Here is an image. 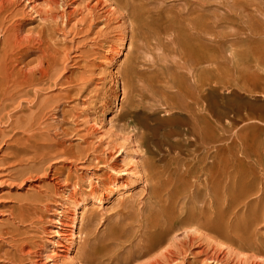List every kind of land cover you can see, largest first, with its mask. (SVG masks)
I'll return each mask as SVG.
<instances>
[{
    "label": "rangeland",
    "instance_id": "1",
    "mask_svg": "<svg viewBox=\"0 0 264 264\" xmlns=\"http://www.w3.org/2000/svg\"><path fill=\"white\" fill-rule=\"evenodd\" d=\"M38 3L40 9L52 10L45 0ZM62 3L70 20L63 30H56L51 52L55 60L57 55L68 58L56 78L63 80L57 85L28 88L27 91L37 90L39 94L19 96L0 107V226L10 221L21 204L35 201V216L25 230L28 251L32 254L27 264H82L93 248L109 243L110 236L121 228L123 213L141 209L156 216L160 212L161 206L153 195L157 180L146 177V155L140 146L138 128L129 118L130 100L124 97L122 89V76L133 68L139 71L140 91L130 90V96L154 87L152 91L158 97L157 101H145V112L165 115L168 109L159 102L164 96L175 93L176 101L190 102L186 94L201 86L211 96L206 99L208 102H203L206 118L215 112L214 119H218L221 153L242 158L264 154V124L253 118L264 114V94L259 89L264 90V0H62ZM108 8L112 13L130 14L106 27ZM54 9L51 12L57 15V6ZM23 23L28 30L43 22L32 13ZM111 46L113 53L109 52ZM120 51L123 53L119 56ZM32 54L28 49L23 52L25 62L36 57ZM254 87L258 89L253 90ZM56 99L57 105L60 104L56 114L46 111L47 116L41 121L46 124L42 125L47 133L44 139L57 141V157H53L56 160L44 161V167L49 168L47 174L40 173L19 184L14 178L20 170L32 165L33 155L18 151L25 134L16 123L36 115L38 110L34 106L40 102ZM205 144V151H211L208 141ZM20 158L28 161L20 163ZM251 166L252 161H248L244 167ZM251 170L259 173L258 168ZM254 180L259 181L256 177ZM228 183L242 185L244 177L235 172ZM123 185H128V189ZM71 192L77 195L74 200L68 197ZM67 208L69 211L77 208L78 214L73 229L62 226L61 231L68 229L76 238L70 251L64 254L60 252L62 248L50 241L56 239L55 231L60 229L55 222L57 214L67 212ZM243 214L239 213L233 227L251 221V215ZM249 226L246 237L264 242V222ZM190 233L193 230H178L165 245L175 251L192 246L194 254L188 252L184 264L194 263L192 257L195 259V254L207 246L222 249L220 252L225 255L221 254V264H247L251 258L252 253L229 245L226 236L213 241L193 239L188 246L186 236ZM236 234L233 232V236ZM68 243L62 241L65 246ZM253 243L250 240L248 245ZM2 248L11 250L8 245ZM115 250L121 256L127 252V248ZM182 260L179 257L177 264H183Z\"/></svg>",
    "mask_w": 264,
    "mask_h": 264
},
{
    "label": "bare ground",
    "instance_id": "2",
    "mask_svg": "<svg viewBox=\"0 0 264 264\" xmlns=\"http://www.w3.org/2000/svg\"><path fill=\"white\" fill-rule=\"evenodd\" d=\"M38 2L39 0H0V107L2 108L6 106V103L13 102L19 96L22 97L30 93L39 94L37 90L27 91L28 88L57 85L58 81L63 80V77L60 80L56 78L62 68H65L63 64L68 58L57 55L55 60L51 52V43L56 30L57 32L63 30L70 19L65 14L62 0H45L46 6H50H48L49 9L52 8L53 10L54 7L56 9L57 6V15L52 13V10L51 12L40 9ZM121 8L124 9L125 6ZM110 10L107 9L106 16L108 17L106 18L103 13L104 20L107 22L106 27L112 22L124 20L125 15L130 14L128 11L126 14H118L117 11L112 13ZM32 13L38 16L43 23L37 28L26 30V24L23 23V20L27 16H32ZM28 20L33 21L30 18ZM124 40L121 41L123 48ZM110 48L109 52H112L113 47ZM26 49L36 55L29 62H25L22 55ZM122 53L120 51L119 56ZM121 79L124 97L130 100L128 103L129 118L131 123H134L138 128L140 146L146 155V177L148 179L155 177L157 180L158 185L157 188H154L153 195L156 202L161 206V210L156 216L153 213L145 214L141 209L123 213L121 228L110 236L109 243L105 244L104 242L101 247L93 248L92 252L84 257L82 264H177L179 257L183 258L181 262L184 264L187 253L194 254L192 246L184 251H175L173 250L174 247H165L166 243L170 242L168 241L169 236L178 230L186 232L193 230L192 234L186 236L185 244L188 246V242L193 239L206 238L205 240H207L211 238V240H218L226 236L229 245H236L238 249L252 253L251 258L253 259L249 261L251 258L248 259V257L247 264L248 262L250 264H264V242L253 237H246L249 232V225L252 228L254 225L257 226L264 222V154L248 155L242 158L231 153L228 155L221 153L222 138L218 134L219 123L218 119L217 121L214 119L215 112L210 118H206L204 114L206 106L204 107L203 102L211 96L209 92H204L205 89L202 91L203 87L200 86L202 89L198 87L197 91L195 87V92L193 91V93L191 90V94L188 91L189 94H186V99L190 102L184 103L174 99L175 93L170 96L165 93L164 100L159 102L168 110L165 115L160 116L156 115L155 112H145V101L158 98L156 93L152 91L154 87L146 92L142 91L143 93H134L133 97L130 96V90L131 92L140 91L138 85L140 75L137 69L129 70ZM257 89L254 87L253 90ZM259 89L264 94V90ZM57 102L59 103L57 99L54 102L52 100L40 102L39 105L34 106L38 110L36 115L30 116L24 122L17 121L16 123L17 127L24 129L25 134L18 151L33 155L30 159L32 165L30 164L31 166H26V169L20 170L14 178L19 181V184L32 180L34 176L40 173L47 174L49 168L44 167V161L57 157V141L54 143L53 138L50 142L44 139L47 133L46 131V134L44 133L42 127V120L45 118L44 116H47V113L44 112L56 114L57 108L60 106V104L57 105ZM253 118L264 124V114H260L258 118ZM206 141H208L211 151H205ZM228 148L231 149V146ZM18 161L24 163L28 160L20 158ZM248 161H252V166L245 168L244 166H247ZM109 167L115 172L112 165ZM253 167L258 168L259 173L256 174L255 171L251 170ZM235 172L244 177V184L234 186L232 183H228L231 175ZM116 173L118 174V172ZM251 173H254V177L259 179L258 182H255L254 177L249 176L252 175ZM21 186L19 185V187ZM123 187L128 189V185H123ZM94 189H91V193L94 192ZM71 193L68 197L70 200H74L77 195L75 192ZM34 203L30 201L21 204L18 211L12 217L10 216V221L0 226V241L2 242L0 245V264H27L30 261L32 254H29L28 251L30 247L25 237V230L27 224L31 226L30 223L35 216ZM216 205L218 206L216 207ZM68 212L73 215H65ZM240 212H243L244 216L251 215V221L244 225L246 227H233L232 223ZM65 213L61 211L57 214L58 220L55 222L60 225V229L55 231L56 239L50 241L53 246L62 248L59 251L64 254L70 251V247L75 243L76 238L75 234L70 233L67 228V230L61 231L62 226L73 229L78 214L77 208L71 211L67 208ZM64 218L67 219V222ZM136 225L139 228L137 230ZM233 232H237V234L233 236ZM172 238L174 239V237ZM61 240L69 242V245L65 246ZM250 240L254 243L249 246ZM126 243L128 245H124ZM5 244L10 247V251L2 248L6 246ZM226 245L224 243V246ZM115 248H127V252L121 256ZM194 251L197 252V248ZM220 251L215 246L204 247L198 254H195V259L192 257L194 263H190L219 264L222 254ZM224 255L222 254V256ZM60 256L68 257L67 255ZM199 259H203V261H199ZM28 264H34V262Z\"/></svg>",
    "mask_w": 264,
    "mask_h": 264
}]
</instances>
